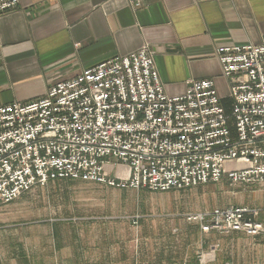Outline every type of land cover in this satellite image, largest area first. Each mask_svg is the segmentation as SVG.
<instances>
[{"label": "built area", "instance_id": "obj_1", "mask_svg": "<svg viewBox=\"0 0 264 264\" xmlns=\"http://www.w3.org/2000/svg\"><path fill=\"white\" fill-rule=\"evenodd\" d=\"M19 0H0V14ZM230 114L213 79L169 95L143 46L85 68L28 102L0 106V205L51 181L166 192L227 177L264 182V39L217 49ZM2 54L0 51V62ZM228 163L234 167L227 169ZM248 206L187 214L203 232L264 234Z\"/></svg>", "mask_w": 264, "mask_h": 264}, {"label": "crops", "instance_id": "obj_2", "mask_svg": "<svg viewBox=\"0 0 264 264\" xmlns=\"http://www.w3.org/2000/svg\"><path fill=\"white\" fill-rule=\"evenodd\" d=\"M263 39L264 0H19L0 14V106L35 100L85 68L148 46L167 94L183 93L189 80L213 79L226 107L229 83L217 49ZM257 220L264 223V212ZM169 229L182 237L181 252L165 244L150 257L141 248L130 264H199L195 249L207 244L219 246L208 264H264V235L206 238L192 222Z\"/></svg>", "mask_w": 264, "mask_h": 264}, {"label": "rangeland", "instance_id": "obj_3", "mask_svg": "<svg viewBox=\"0 0 264 264\" xmlns=\"http://www.w3.org/2000/svg\"><path fill=\"white\" fill-rule=\"evenodd\" d=\"M263 184H234L224 177L156 192L82 180L51 181L0 205V259L4 264H117L120 256L122 264H130L141 248L150 257L165 244L181 252L175 246L182 237L172 233L169 224L190 222L187 214L230 205L248 206L257 220L264 212ZM212 232L218 233L203 232V237ZM218 249L217 244L195 249L198 263L208 264Z\"/></svg>", "mask_w": 264, "mask_h": 264}, {"label": "trees", "instance_id": "obj_4", "mask_svg": "<svg viewBox=\"0 0 264 264\" xmlns=\"http://www.w3.org/2000/svg\"><path fill=\"white\" fill-rule=\"evenodd\" d=\"M225 108H226L227 113L230 114V111H231V107H230V105H227Z\"/></svg>", "mask_w": 264, "mask_h": 264}]
</instances>
